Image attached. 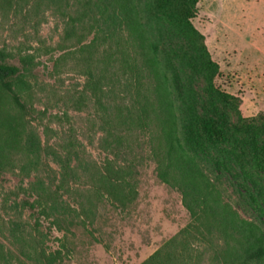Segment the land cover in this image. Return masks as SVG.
<instances>
[{"label":"rangeland","instance_id":"1","mask_svg":"<svg viewBox=\"0 0 264 264\" xmlns=\"http://www.w3.org/2000/svg\"><path fill=\"white\" fill-rule=\"evenodd\" d=\"M87 1L0 0V51L12 54L10 62L15 65H20L23 55L35 56L37 79L31 81L28 100L39 116L36 121L26 117L21 147L10 153L0 176V245L17 252L23 240L43 235L46 242L50 221L58 218L70 229L74 247L72 260L65 264H141L186 227L191 217L178 191L158 179L149 134H137L132 151L123 157L138 165L135 205L120 212L95 196L90 172L105 159L100 148L103 124L87 97L77 106L86 77L83 67L69 55L77 38H66L73 27L71 17L83 19L87 27L96 25L97 19L96 26L110 34L109 21L99 8L85 6ZM152 3L138 0L145 14ZM197 8L198 16L191 24L204 36L216 65L213 80L203 54L185 29L163 17H152L150 33L168 48L185 88V108L196 118L207 119L215 117L217 107L235 124L236 139L210 150L221 157V172L204 156L198 155V160L209 175L223 182L226 196L238 212L264 229V0H201ZM75 30L78 35L83 28L76 23ZM96 31H83L84 42L89 43ZM129 80L120 78L119 100L132 97ZM5 102L12 114H18L9 100ZM71 129L76 136L71 167L79 177L69 182L68 195L55 206L51 220H41L38 233L22 199L25 191L35 196L54 191L49 168L58 180H64L56 151H62ZM66 201L80 217L76 213L72 218L65 216ZM51 233L54 239L65 232L53 226ZM47 243L58 247L55 241Z\"/></svg>","mask_w":264,"mask_h":264},{"label":"trees","instance_id":"2","mask_svg":"<svg viewBox=\"0 0 264 264\" xmlns=\"http://www.w3.org/2000/svg\"><path fill=\"white\" fill-rule=\"evenodd\" d=\"M200 1L153 0L148 14L140 9L138 0L87 1L85 6L99 8L105 21H109L107 35L96 26L97 19H94L96 25L87 27L83 19L71 17L73 27L66 38H77V42L69 55L83 67L86 77L76 103L79 107L83 96L87 97L103 124L100 148L105 159L100 168L90 172L93 188L95 196L106 199L113 208L120 212L130 210L138 198L139 171L135 162L123 157L132 151L131 142L137 134H149L157 177L178 191L191 221L141 264H264V229L238 212L227 198L223 182L209 175L198 160V155L204 156L221 172V157L210 150L236 139L235 124L217 107L215 117L207 119L196 118L185 108V88L175 64L169 59L168 48L156 41L149 29L152 17H163L185 29L196 50L203 54L213 80L216 65L208 54L204 36L191 24L198 16ZM83 16L87 17L85 13ZM76 23L83 31L97 29L89 43L84 42L83 31L77 35ZM13 59L12 54L0 51V176L10 153L21 147L28 123L26 117L32 121L39 119L28 100L31 81L37 79L36 58L23 55L20 65L12 64ZM59 61L55 63V71ZM119 77L131 79V98L116 97ZM7 100L18 114H12L5 106ZM73 132L71 129L62 151H56L64 180H58L49 168L48 178L54 191L36 196L24 193L22 205L33 217V229L38 233L43 226L41 220H51L55 206L68 195L69 182L79 177L71 167L76 137ZM87 202L93 206L90 200ZM64 212L68 218L73 213L80 217L67 201ZM64 223V219H52L46 242L43 235L23 240L17 252L0 245V264L70 262L74 247L68 235L70 229ZM53 226L65 232L63 237L50 238ZM51 241L57 242L58 247L52 248L47 243Z\"/></svg>","mask_w":264,"mask_h":264}]
</instances>
